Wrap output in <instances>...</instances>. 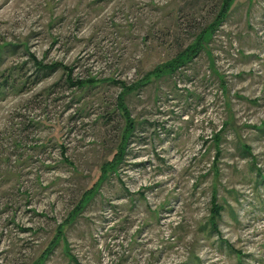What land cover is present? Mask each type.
Returning <instances> with one entry per match:
<instances>
[{
  "label": "rangeland",
  "instance_id": "rangeland-1",
  "mask_svg": "<svg viewBox=\"0 0 264 264\" xmlns=\"http://www.w3.org/2000/svg\"><path fill=\"white\" fill-rule=\"evenodd\" d=\"M223 6L0 0V264H264V0Z\"/></svg>",
  "mask_w": 264,
  "mask_h": 264
},
{
  "label": "trees",
  "instance_id": "trees-1",
  "mask_svg": "<svg viewBox=\"0 0 264 264\" xmlns=\"http://www.w3.org/2000/svg\"><path fill=\"white\" fill-rule=\"evenodd\" d=\"M232 1L233 0H223V3H224L223 9L221 10V12L219 11V14L215 17V19L208 24L209 29L213 28L214 26H218L224 20V18L226 17V15L228 13V10L231 6ZM207 31L205 30L204 33L203 34L201 33V34L205 35V33H207ZM202 37L203 36H201V35L199 36V41L197 40L198 44L189 45L183 51L179 52L178 55L176 56V58L172 59V61L169 64H167L165 67H162L160 65L157 66L154 70L156 76H161L163 74H169L171 71H174V70L178 69L179 67L184 66L188 62H190V60L192 59V56L197 55L198 51L201 49V47H200L202 44L201 41H203ZM123 106H124V104H121L120 107L123 108L127 112L126 107L125 106L123 107ZM127 116H128V112H127ZM117 156H118V154H117ZM114 164H115V162L111 163L112 166ZM219 209L220 208H218L217 210H219Z\"/></svg>",
  "mask_w": 264,
  "mask_h": 264
}]
</instances>
